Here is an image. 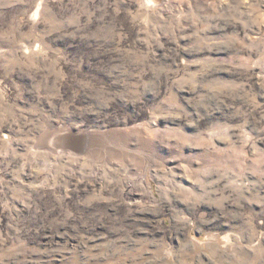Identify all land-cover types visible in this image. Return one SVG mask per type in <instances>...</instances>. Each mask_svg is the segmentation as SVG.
<instances>
[{
  "label": "clouds",
  "instance_id": "9594fccd",
  "mask_svg": "<svg viewBox=\"0 0 264 264\" xmlns=\"http://www.w3.org/2000/svg\"><path fill=\"white\" fill-rule=\"evenodd\" d=\"M39 4L38 24L28 13L20 20L0 22V43L7 45L0 47V94H9V80L16 99L29 93L46 102L61 125L59 134L65 129L74 133L85 149L127 141L134 150L121 148L110 161L118 165L113 183L142 189L147 197L143 210L155 217L150 228L132 229L147 236L135 241L131 235L124 237L135 246L133 252L109 245L100 254L109 264H208L210 256L218 264H264V149L257 147L264 144V104L256 102L257 96L264 98V49L254 61L251 50L246 62L241 56L240 63L229 66L205 61L208 70H198L195 76L187 65L161 72L151 62L154 57L135 67L134 60L122 57L124 71L114 77L109 62L101 59L105 53L90 41L115 39L121 33L135 46L136 29L153 14L149 0ZM6 7V0H0V8ZM228 7L251 27L245 0H232ZM73 48L80 50L70 51ZM221 71L239 73L242 82L223 84L215 75ZM14 73L29 77L31 85L17 86L10 80ZM181 79H187L183 90L191 97L173 99ZM249 127L255 136L245 131ZM130 168L137 175L129 176ZM185 177L192 183L186 185ZM107 178L105 173L100 180ZM8 229L14 235L0 232L3 264H24L23 230L11 219Z\"/></svg>",
  "mask_w": 264,
  "mask_h": 264
},
{
  "label": "rangeland",
  "instance_id": "374dc122",
  "mask_svg": "<svg viewBox=\"0 0 264 264\" xmlns=\"http://www.w3.org/2000/svg\"><path fill=\"white\" fill-rule=\"evenodd\" d=\"M149 1L153 14L148 15L143 27L136 29L135 46L130 47L126 34L121 33L115 39L90 41L105 53L101 59L109 62L114 77H120L124 71L122 57L134 60L133 67L143 66V61L154 57L151 62L161 72L176 71L177 65H187V72L195 76L198 70H208L205 61L229 66L240 63L237 57L241 56L246 62L249 50L254 61L258 51L264 49L262 0H245L250 6L246 19L250 20L251 27L247 28L229 9L232 0ZM6 2L9 7L0 8V22L20 20L28 13L32 22L38 24L39 0ZM157 11L159 15H155ZM0 47L7 45L0 43ZM172 50L179 53L178 57ZM253 71L258 74L260 69ZM215 75L222 77L225 85L242 82L237 72L221 71ZM10 80L21 87L31 85L30 78L20 74H12ZM187 83V79L179 80L173 89V99L191 97L190 92L183 90ZM5 84L10 92L6 97L0 94V232L14 235L8 229L10 219L23 230L20 236L26 251L20 259L24 264H109L100 254L106 250L105 246L115 245L124 253L133 252L135 246L124 237L131 235L135 241L147 236V232L132 229L150 228L155 217L143 210L147 197L142 195V189L134 190L133 183H113L118 165L110 161L118 156L121 148L129 152L134 149L125 140L115 147L85 149L74 133L69 134L65 129L64 135L59 134L61 125L46 102L29 93L16 99L10 81L5 80ZM255 90L259 91V85ZM146 96L153 99L150 92ZM256 102L264 104V98L257 96ZM245 131L256 135L251 127ZM216 132L222 135L221 129ZM257 147L264 149V144ZM78 160L81 162L76 163ZM89 161L107 168L101 171L90 167ZM105 173L108 178L101 181ZM128 175H137L136 170L130 168ZM148 183L155 186L154 181ZM184 183L191 184V178L185 177ZM97 212L104 216L103 220ZM3 259L0 255V264ZM207 259L208 264H218L215 257Z\"/></svg>",
  "mask_w": 264,
  "mask_h": 264
},
{
  "label": "bare ground",
  "instance_id": "6f19581e",
  "mask_svg": "<svg viewBox=\"0 0 264 264\" xmlns=\"http://www.w3.org/2000/svg\"><path fill=\"white\" fill-rule=\"evenodd\" d=\"M149 3H150V1H149ZM155 4V3H154Z\"/></svg>",
  "mask_w": 264,
  "mask_h": 264
}]
</instances>
